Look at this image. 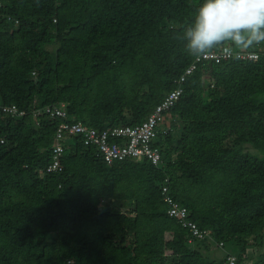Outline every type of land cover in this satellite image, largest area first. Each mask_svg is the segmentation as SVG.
Returning <instances> with one entry per match:
<instances>
[{
    "label": "trees",
    "instance_id": "16d2710c",
    "mask_svg": "<svg viewBox=\"0 0 264 264\" xmlns=\"http://www.w3.org/2000/svg\"><path fill=\"white\" fill-rule=\"evenodd\" d=\"M201 2L4 0L0 104L28 115L0 109V264H226V250L264 264V43L210 50L231 43L261 57L198 65L169 111L160 168L107 163L72 137L64 169L47 172L59 120L31 112L67 102L91 126L142 122L195 59L181 35ZM166 175L209 236L167 214ZM251 243L263 248L254 262Z\"/></svg>",
    "mask_w": 264,
    "mask_h": 264
},
{
    "label": "built area",
    "instance_id": "2783aa9c",
    "mask_svg": "<svg viewBox=\"0 0 264 264\" xmlns=\"http://www.w3.org/2000/svg\"><path fill=\"white\" fill-rule=\"evenodd\" d=\"M4 0H0V14ZM261 52L257 49L235 48L231 43H226L218 50L209 51L207 55L195 58L177 80V87L170 90L164 99L157 104L154 111L142 122L130 125H112L105 128L91 126L80 120H72L67 102H56L32 109V116L37 120L46 114L53 120H59L53 143V160L46 167L47 172H60L64 169L62 155L66 146H70L71 138L77 137L87 146L95 147L107 163L117 160L132 158L135 160L148 159L154 166L162 167V148L160 136L168 133L169 122L173 120L170 109L184 92L185 82L194 74L200 63L204 61L221 62L231 58L257 61ZM3 113L15 117H24L28 112L17 104H0ZM1 142H5L2 138ZM161 142V143H160ZM171 178L166 175L160 182V192L168 204L167 214L176 218L183 227L189 229L195 237L205 238L212 233L211 229H201L190 218L187 206L180 204L170 193ZM219 247H224L219 242ZM226 264H237L238 256L226 250ZM247 264V262L243 263Z\"/></svg>",
    "mask_w": 264,
    "mask_h": 264
},
{
    "label": "clouds",
    "instance_id": "9594fccd",
    "mask_svg": "<svg viewBox=\"0 0 264 264\" xmlns=\"http://www.w3.org/2000/svg\"><path fill=\"white\" fill-rule=\"evenodd\" d=\"M181 39L194 58L226 41L240 47L264 43V0H202Z\"/></svg>",
    "mask_w": 264,
    "mask_h": 264
},
{
    "label": "rangeland",
    "instance_id": "374dc122",
    "mask_svg": "<svg viewBox=\"0 0 264 264\" xmlns=\"http://www.w3.org/2000/svg\"><path fill=\"white\" fill-rule=\"evenodd\" d=\"M209 86H210V81L209 80H205L204 81V88L207 89ZM124 206L130 207L131 205H130L129 202H127V204H125ZM250 242H252V241H250ZM167 245H168L167 246V249H171L172 248V242H168ZM254 245L251 243V245L249 246V248L247 250V256H248V258H251L250 259L251 260L250 262H254L256 259H258L259 258V252L263 250V248H260V247H257L256 245L255 246ZM216 252H217V250H216Z\"/></svg>",
    "mask_w": 264,
    "mask_h": 264
}]
</instances>
